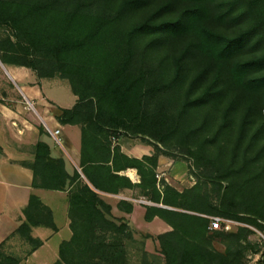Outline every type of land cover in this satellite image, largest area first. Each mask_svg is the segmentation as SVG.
<instances>
[{"label": "trees", "instance_id": "16d2710c", "mask_svg": "<svg viewBox=\"0 0 264 264\" xmlns=\"http://www.w3.org/2000/svg\"><path fill=\"white\" fill-rule=\"evenodd\" d=\"M0 61L64 79L76 97L54 117L80 127L84 178L43 140L28 163L33 186L68 188L71 236L52 264H129L130 244L139 264H245L257 250L251 229L210 230L207 215L264 228V0H0ZM127 134L155 152L128 156L112 139ZM176 152L196 177L181 191L155 172L159 155ZM128 168L139 182L118 174ZM124 188L166 206L145 205L143 217L170 229L138 241L98 192ZM41 224L57 230L37 209L0 243V264H24L43 244L31 234ZM17 236L30 244L22 258L3 249Z\"/></svg>", "mask_w": 264, "mask_h": 264}, {"label": "crops", "instance_id": "0c3cea01", "mask_svg": "<svg viewBox=\"0 0 264 264\" xmlns=\"http://www.w3.org/2000/svg\"><path fill=\"white\" fill-rule=\"evenodd\" d=\"M36 86L37 84L27 87L20 86L19 90L26 96V100L36 101L39 104L43 118L48 121L51 128L60 129L62 145L55 144L48 133L42 134L40 132L39 123L34 115L32 118L31 116L27 118L22 114L25 112L24 106L18 104L9 106L6 103H0V243L8 240L9 235L11 236V233L26 220L27 215L35 214L37 209H41L43 214H46L49 209L57 230H52L46 224L32 227L31 234L42 239L43 244L33 251L23 263L52 264L57 259L55 250L56 248L58 250L60 242L69 239L71 236L68 217V188L65 190H54L32 185L33 172L28 163L33 160L35 143L38 140L45 141L49 145L53 157H62L64 159L65 169L69 174L77 170L83 178L84 175L79 166L81 146L79 130L74 133L72 127L74 128L76 125H61L51 115L48 106H52L53 102L46 99ZM121 150L128 156L137 158L151 153L150 150L139 153V148L136 146L133 148L131 146L127 150L121 146ZM118 174L126 176L132 183L139 182V175L134 168H128ZM98 192L112 206V214H127L128 219H130L138 208L142 214L145 213V206L142 203L133 202V209L130 213L117 209L116 204L119 200H127L129 202L135 200L131 196L133 191L130 188L120 189L115 194ZM31 195L36 196L41 204H37L35 201L32 204L30 202ZM156 219L158 218L155 217L152 221ZM164 229L162 230L166 231ZM61 231L64 234L58 238L55 244L56 248L53 249V254L49 258L45 254L50 249L49 243Z\"/></svg>", "mask_w": 264, "mask_h": 264}, {"label": "rangeland", "instance_id": "374dc122", "mask_svg": "<svg viewBox=\"0 0 264 264\" xmlns=\"http://www.w3.org/2000/svg\"><path fill=\"white\" fill-rule=\"evenodd\" d=\"M36 88L38 91L43 94L46 99L52 101V106H48L50 108L51 115H55L57 112V107H70L72 106L75 101L76 97L72 93L70 86L68 82L64 79L60 78H42L38 79L36 77L35 73L27 67L23 66H14V65H4L1 66L0 64V103H6L9 106H13L15 104L24 106V111L22 114L28 118V116L32 118L34 115L36 118V121L39 123L38 128L41 130L42 134H47L45 129V124L49 126L48 121L43 118V113L40 109L39 104L36 101L31 102L30 100H26V96L23 94V92L19 90L20 86H29V85H36ZM26 94V93H25ZM28 96V95H27ZM29 97V96H28ZM34 99V98H31ZM50 127V126H49ZM51 128V127H50ZM76 130H79L80 127L76 125L74 128L72 127V131L77 132ZM71 132V131H70ZM69 132V133H70ZM61 134V131H60ZM114 142H117L120 144V146H123L125 150L133 147L139 148L138 152L142 153L143 151L150 150L151 155L155 152V147L152 144H149L145 139H142L140 137H132L130 135H121L119 138H112ZM143 156V155H142ZM194 171V166L191 163V160L189 158H186L180 153L176 152L171 155H159L158 160V166L156 167V179L159 182L160 180L166 181L168 184L172 185L178 190H183L185 188H188L192 186L195 181L196 177L195 174L192 172ZM131 196L135 198V200H132L133 203H142L145 205H151V206H160V207H166L162 204H157L152 201H150L147 197L142 196L139 194V190L132 189ZM143 201H149L150 203L141 202ZM135 213L132 214V217L128 219L127 214H112L113 217H123L126 219L129 223V225L134 230V237L139 241L143 239L144 234H151L156 235L158 233L164 232L162 229L169 230L170 226L164 222L161 218L157 217L155 221H145L144 220V214H142L141 210L138 208L134 211ZM212 216H218V215H207L208 218ZM222 217V216H220ZM226 219L225 217H222ZM231 219V218H227ZM243 223V222H242ZM165 226V227H164ZM239 225H233L230 229L225 230L222 228V230L225 231H232L235 230ZM164 229V230H165ZM63 231H61L60 234L56 235L49 243L50 249L48 253H45L46 256L51 257V254H53V249L56 248L55 244L57 243V240L59 237L63 236ZM251 242L254 245H257L256 251H249L246 255V263L245 264H260V259L263 258V246H261V243L257 240L256 236L254 234H251L249 236ZM155 239L147 238L144 240L145 248L149 253H156V243ZM215 247L217 249H223V245L216 241ZM30 247V244L25 242L22 238H19L18 236L14 238L12 241L6 243L3 247L4 251L7 253L14 254L16 256H19L20 258L24 257L26 255L27 249ZM129 252V264H139L140 261V252L137 250V247L134 244H130L128 247ZM33 253V252H32ZM58 250L56 248L55 250V257H57ZM30 256V255H29ZM29 256L24 257L25 259Z\"/></svg>", "mask_w": 264, "mask_h": 264}, {"label": "built area", "instance_id": "2783aa9c", "mask_svg": "<svg viewBox=\"0 0 264 264\" xmlns=\"http://www.w3.org/2000/svg\"><path fill=\"white\" fill-rule=\"evenodd\" d=\"M46 132L53 138L55 144L62 145V137L60 134L59 128H50L48 125L45 124ZM141 202L150 203L149 201H143ZM209 229L215 230V229H230L233 225H239V226H245L251 229L254 232V235L256 236L257 240L263 245V253H264V228L255 227L253 225L242 223L234 219H224L220 216H212L209 218Z\"/></svg>", "mask_w": 264, "mask_h": 264}, {"label": "water", "instance_id": "95a60500", "mask_svg": "<svg viewBox=\"0 0 264 264\" xmlns=\"http://www.w3.org/2000/svg\"><path fill=\"white\" fill-rule=\"evenodd\" d=\"M0 64H1V66H3L4 67V65L2 64V62L0 61Z\"/></svg>", "mask_w": 264, "mask_h": 264}]
</instances>
